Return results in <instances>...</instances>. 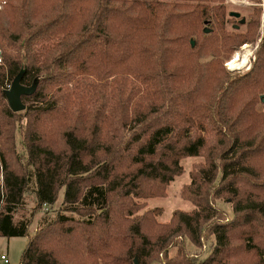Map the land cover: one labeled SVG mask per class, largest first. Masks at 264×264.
Masks as SVG:
<instances>
[{"label":"trees","instance_id":"16d2710c","mask_svg":"<svg viewBox=\"0 0 264 264\" xmlns=\"http://www.w3.org/2000/svg\"><path fill=\"white\" fill-rule=\"evenodd\" d=\"M216 3L0 0V237L29 238L20 264H264V37L249 72L225 71L258 21L229 13L247 28L229 35ZM20 74L36 90L15 113ZM198 158L194 210H145ZM61 192L31 234L18 212Z\"/></svg>","mask_w":264,"mask_h":264},{"label":"rangeland","instance_id":"374dc122","mask_svg":"<svg viewBox=\"0 0 264 264\" xmlns=\"http://www.w3.org/2000/svg\"><path fill=\"white\" fill-rule=\"evenodd\" d=\"M217 2L218 3H216L215 5L219 4L220 6H223L222 8L225 12V24L223 29L229 35H231V33L244 35L247 32V28L245 27V25L240 27L239 29H233L235 23L231 19H229L230 17L228 16V14L231 12L238 13L242 17V19H244V21H248L250 18L256 19V21H258L256 29L254 28L251 31V33L253 34L252 40H247L243 44L242 42L238 44H236L235 42L230 43L231 46H227L229 52L227 54H224V56L223 54H221L223 57H226L222 62V67L225 69V71H228L232 74H245L249 72L254 65L259 44L264 37V4H255L248 0H217ZM213 29H215V27H213ZM216 32L215 37H217ZM198 39H200L199 49H202V58L204 60L210 59L209 54L210 48H212L211 43L213 44L216 41L204 43L201 38L198 37ZM234 58H238L240 59V61L236 62L233 66H230L229 64L234 60ZM11 85H7V88H5V90L10 89ZM256 108H261V106L257 104ZM19 122L22 123L23 126L26 125L27 121L24 115L19 117ZM202 162L203 160L201 158L188 159L183 161L185 173L181 177L176 178L175 181L170 184V187H168L167 196L165 198H158L150 201L148 200L149 202L148 204H146L145 210H147V208H161L162 216L159 218V220H161L162 222H168L172 215L177 211L191 212L192 210H194V205L191 202L184 200L181 197V192L184 189V186L190 183V172L195 169L196 165ZM62 201L63 192L60 193L58 202L52 207H42L40 211H37L36 209H32L34 207V204H28L26 208H23L18 212L17 218L19 219L20 216L23 215V213L24 216L28 217L30 215V211L35 213V217L32 220L33 223L30 227V233L33 234V232L38 229L39 222L42 217L48 215L52 219L55 218L56 213L60 211ZM28 243L29 238L27 237L10 239L0 237V255L7 254L10 264H20L22 254ZM160 259H162V256H160ZM152 264H159V262H153Z\"/></svg>","mask_w":264,"mask_h":264},{"label":"water","instance_id":"95a60500","mask_svg":"<svg viewBox=\"0 0 264 264\" xmlns=\"http://www.w3.org/2000/svg\"><path fill=\"white\" fill-rule=\"evenodd\" d=\"M231 16L239 17L240 15L238 13H230ZM245 21L244 19H241L240 23L243 24ZM194 45V42L192 43ZM22 74L18 75L10 89L5 91V96L8 101V104L11 108V110L15 113H19L22 111H25L26 106L22 101L23 96H31L35 90H36V84H34L31 87H27L21 84ZM135 264H138L137 260H135Z\"/></svg>","mask_w":264,"mask_h":264},{"label":"built area","instance_id":"2783aa9c","mask_svg":"<svg viewBox=\"0 0 264 264\" xmlns=\"http://www.w3.org/2000/svg\"><path fill=\"white\" fill-rule=\"evenodd\" d=\"M0 63H2V55H1V51H0ZM0 261L4 262L5 264H9V259L7 258L6 255H2L0 256Z\"/></svg>","mask_w":264,"mask_h":264},{"label":"bare ground","instance_id":"6f19581e","mask_svg":"<svg viewBox=\"0 0 264 264\" xmlns=\"http://www.w3.org/2000/svg\"><path fill=\"white\" fill-rule=\"evenodd\" d=\"M236 57V56H235ZM240 61L238 58H234V60L229 64L230 66H233L236 62ZM239 66V65H238ZM243 67V66H242ZM232 69V68H231Z\"/></svg>","mask_w":264,"mask_h":264},{"label":"crops","instance_id":"0c3cea01","mask_svg":"<svg viewBox=\"0 0 264 264\" xmlns=\"http://www.w3.org/2000/svg\"><path fill=\"white\" fill-rule=\"evenodd\" d=\"M2 255H6L7 256V258H8V255L7 254H1L0 256H2ZM10 264V263H9Z\"/></svg>","mask_w":264,"mask_h":264}]
</instances>
